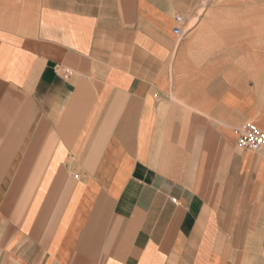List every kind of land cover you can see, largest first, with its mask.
Masks as SVG:
<instances>
[{"label":"crops","instance_id":"0c3cea01","mask_svg":"<svg viewBox=\"0 0 264 264\" xmlns=\"http://www.w3.org/2000/svg\"><path fill=\"white\" fill-rule=\"evenodd\" d=\"M248 121L264 0H0V264H264Z\"/></svg>","mask_w":264,"mask_h":264},{"label":"built area","instance_id":"2783aa9c","mask_svg":"<svg viewBox=\"0 0 264 264\" xmlns=\"http://www.w3.org/2000/svg\"><path fill=\"white\" fill-rule=\"evenodd\" d=\"M177 20L180 18L177 17ZM67 74L66 72L64 77H67ZM237 142L245 149L264 155V128L251 121L245 122L238 131Z\"/></svg>","mask_w":264,"mask_h":264},{"label":"bare ground","instance_id":"6f19581e","mask_svg":"<svg viewBox=\"0 0 264 264\" xmlns=\"http://www.w3.org/2000/svg\"><path fill=\"white\" fill-rule=\"evenodd\" d=\"M259 5V4H258Z\"/></svg>","mask_w":264,"mask_h":264}]
</instances>
